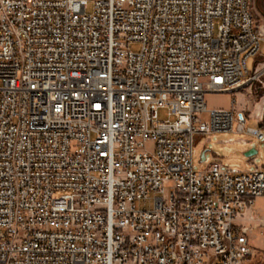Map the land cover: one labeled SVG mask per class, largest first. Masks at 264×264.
<instances>
[{
    "label": "built area",
    "instance_id": "1",
    "mask_svg": "<svg viewBox=\"0 0 264 264\" xmlns=\"http://www.w3.org/2000/svg\"><path fill=\"white\" fill-rule=\"evenodd\" d=\"M262 42L253 0H0V262L244 264L264 166L197 172L194 140H264L205 102Z\"/></svg>",
    "mask_w": 264,
    "mask_h": 264
},
{
    "label": "rangeland",
    "instance_id": "2",
    "mask_svg": "<svg viewBox=\"0 0 264 264\" xmlns=\"http://www.w3.org/2000/svg\"><path fill=\"white\" fill-rule=\"evenodd\" d=\"M253 6L257 19L260 23H264V0H253ZM133 48H138V45H133ZM247 65L253 78L246 83V86L240 92L233 94L208 92L205 95V102L208 108H232V101L235 100V107L246 110L250 115L247 126L259 127L264 123V42L261 43L260 53L247 59ZM159 116L162 120L167 119L169 117L167 108H160ZM231 137L234 141L228 143V145L236 148V151L233 152L226 151L224 148L225 140ZM241 139H245L248 143H241L239 141ZM252 142L258 149V153L249 157L245 153L253 147ZM205 149H208L206 156L209 157V160L201 161V153ZM216 152L220 153L225 161L239 163L244 169L257 165L264 166V140L256 141L252 135L235 130L227 134L224 132L195 134L194 170L197 172L205 170L214 157L213 153ZM253 159L255 160L253 161ZM254 209L256 214L264 215V195L255 198ZM248 236L253 254L246 259L244 264H264V226L250 231ZM0 264L2 263L0 262Z\"/></svg>",
    "mask_w": 264,
    "mask_h": 264
},
{
    "label": "crops",
    "instance_id": "3",
    "mask_svg": "<svg viewBox=\"0 0 264 264\" xmlns=\"http://www.w3.org/2000/svg\"><path fill=\"white\" fill-rule=\"evenodd\" d=\"M228 147H229V149H226V144L224 145V148H225V150L226 151H230V152H233V151H236V148L235 147H231L230 145H227ZM253 147H255L254 145H253ZM252 148V147H251ZM256 148V147H255ZM213 155H214V157L211 159V161H210V163L209 164H211V163H213V162H216V161H219V162H230V161H225L224 159H223V156L220 154V153H218V152H216V153H213ZM209 158V157H208ZM255 159H253V161H254ZM209 166V165H208ZM255 210V209H254ZM243 218V220H246V221H251V211L249 210L247 213H245V215H244V217H242Z\"/></svg>",
    "mask_w": 264,
    "mask_h": 264
},
{
    "label": "water",
    "instance_id": "4",
    "mask_svg": "<svg viewBox=\"0 0 264 264\" xmlns=\"http://www.w3.org/2000/svg\"><path fill=\"white\" fill-rule=\"evenodd\" d=\"M207 150L208 149H205L204 151H202V153H201L202 160H205L206 159V151ZM257 153H258V149L255 148V147H252L248 151H246L245 154H246V156L252 157V156H255Z\"/></svg>",
    "mask_w": 264,
    "mask_h": 264
},
{
    "label": "trees",
    "instance_id": "5",
    "mask_svg": "<svg viewBox=\"0 0 264 264\" xmlns=\"http://www.w3.org/2000/svg\"><path fill=\"white\" fill-rule=\"evenodd\" d=\"M262 126H264V123H262Z\"/></svg>",
    "mask_w": 264,
    "mask_h": 264
},
{
    "label": "bare ground",
    "instance_id": "6",
    "mask_svg": "<svg viewBox=\"0 0 264 264\" xmlns=\"http://www.w3.org/2000/svg\"><path fill=\"white\" fill-rule=\"evenodd\" d=\"M245 215V214H244ZM244 215L242 217H244Z\"/></svg>",
    "mask_w": 264,
    "mask_h": 264
}]
</instances>
